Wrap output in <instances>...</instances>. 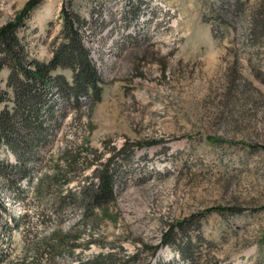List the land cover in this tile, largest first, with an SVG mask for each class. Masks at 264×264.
Here are the masks:
<instances>
[{
    "label": "rangeland",
    "instance_id": "374dc122",
    "mask_svg": "<svg viewBox=\"0 0 264 264\" xmlns=\"http://www.w3.org/2000/svg\"><path fill=\"white\" fill-rule=\"evenodd\" d=\"M27 1L0 0V27ZM63 6L86 21L103 90L79 109L54 94L36 146L0 149L4 172L25 170L0 180V264H264V0H45L18 31L28 60H50ZM94 151L111 158L116 200L60 210L67 186L95 178L81 167L64 184L66 160ZM218 206L241 212L198 218Z\"/></svg>",
    "mask_w": 264,
    "mask_h": 264
},
{
    "label": "trees",
    "instance_id": "16d2710c",
    "mask_svg": "<svg viewBox=\"0 0 264 264\" xmlns=\"http://www.w3.org/2000/svg\"><path fill=\"white\" fill-rule=\"evenodd\" d=\"M44 1L28 0L13 20L0 27V71L4 68L9 71L6 89L0 91V105L3 104L0 110V149L6 147L13 153L25 154L36 146L46 130L45 123L54 118L56 98L53 97L54 94L69 96L72 104L79 109L80 95L98 101L103 90L102 79L91 61L89 49L82 41L81 28L86 21L65 6L60 13L63 24L59 38H62V41L53 50L50 60L40 62L27 59L18 31L29 14ZM66 69L70 70L69 78L62 72ZM216 141L219 140H213ZM137 146L142 145L137 144ZM112 150H115V147H112ZM104 154L105 152L94 151L88 158L77 157L78 154H75L66 160L64 173L67 179L64 180V184L77 179L81 167L89 169L95 166L93 174L95 178L87 181L88 176H85L82 181H78L77 187L67 186L65 194L58 200L60 210L71 205L81 212L93 213L95 209L109 206L116 200L115 173L108 165L111 158L106 159L105 162L100 161ZM4 163L0 161V180L12 185L25 170L23 171V166L18 164H9L7 167L9 169L4 172ZM22 178H28V181L33 179L29 173L22 174L20 179ZM40 180L37 178L33 191L39 190L42 184ZM55 182H57L56 177L53 179V183ZM1 210L6 211V208L0 197ZM214 212L232 214L241 211L218 206L205 209L198 214V218ZM188 221V219L176 221V226L172 225L163 234L161 246L168 242L175 227H181ZM129 259L118 264H128Z\"/></svg>",
    "mask_w": 264,
    "mask_h": 264
}]
</instances>
